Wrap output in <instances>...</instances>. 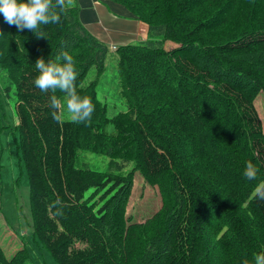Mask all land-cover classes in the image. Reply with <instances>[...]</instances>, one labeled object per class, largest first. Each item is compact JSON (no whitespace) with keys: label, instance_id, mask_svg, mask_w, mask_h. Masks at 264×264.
Returning <instances> with one entry per match:
<instances>
[{"label":"trees","instance_id":"trees-1","mask_svg":"<svg viewBox=\"0 0 264 264\" xmlns=\"http://www.w3.org/2000/svg\"><path fill=\"white\" fill-rule=\"evenodd\" d=\"M148 26L147 39L116 51L66 5L44 37L17 32L0 14L2 93L15 96V144L28 181L32 240L57 264H242L264 252V0H105ZM55 2V0H53ZM171 43L169 47L165 46ZM67 51L91 120L57 122L51 92L34 85L35 62ZM115 55L124 111L107 115L97 84ZM95 69V79L84 85ZM66 104L64 93H55ZM0 101V135L9 130ZM106 156L92 169L85 154ZM0 140V193L2 190ZM258 169L244 176L245 164ZM160 192L161 206L133 223L126 215L134 173ZM59 201V203H57ZM60 213V214H58ZM28 248L0 264H26Z\"/></svg>","mask_w":264,"mask_h":264},{"label":"rangeland","instance_id":"rangeland-1","mask_svg":"<svg viewBox=\"0 0 264 264\" xmlns=\"http://www.w3.org/2000/svg\"><path fill=\"white\" fill-rule=\"evenodd\" d=\"M169 47L171 43L164 44ZM117 71L116 57L110 55L105 63V72L97 84V97L106 105L107 115L113 116L124 111V104L117 96ZM84 85L95 79V69L91 68L85 75ZM0 68V101L2 104L1 115L9 130L0 135L2 143V190L0 193V242L7 255L16 252L19 248L26 247L29 259L26 264H57L50 254L32 240L31 216L28 201V181L26 171L19 150L16 148L15 126V96L12 92L7 98L1 91L4 80ZM62 119H71L67 112L66 104L62 103ZM255 108L264 131V94L256 97ZM86 161L92 169L104 170L109 159L101 154H85ZM160 192L157 187L147 184L139 172L134 173L133 189L126 211V215L133 223H143L151 217L161 206Z\"/></svg>","mask_w":264,"mask_h":264},{"label":"clouds","instance_id":"clouds-1","mask_svg":"<svg viewBox=\"0 0 264 264\" xmlns=\"http://www.w3.org/2000/svg\"><path fill=\"white\" fill-rule=\"evenodd\" d=\"M72 0H0V14L9 26H15L17 32L30 31L37 38L44 37L42 26L57 23L60 13L64 12ZM37 75L34 85L41 92H51L49 107L54 109L53 119L61 121L62 105L55 93H64L67 112L71 114L73 123H86L91 120L94 105L89 97H82L76 91L75 81L78 73L73 57L64 50L47 62L38 58L35 62ZM258 169L251 161H247L244 176L248 180H256ZM254 196L264 201V180L259 181L254 188ZM59 203V201L57 202ZM60 214V213H58ZM242 264H264V252L255 253L252 261L242 259Z\"/></svg>","mask_w":264,"mask_h":264},{"label":"crops","instance_id":"crops-1","mask_svg":"<svg viewBox=\"0 0 264 264\" xmlns=\"http://www.w3.org/2000/svg\"><path fill=\"white\" fill-rule=\"evenodd\" d=\"M83 27L108 48L147 39L148 26L121 5L105 0H72Z\"/></svg>","mask_w":264,"mask_h":264},{"label":"built area","instance_id":"built-area-1","mask_svg":"<svg viewBox=\"0 0 264 264\" xmlns=\"http://www.w3.org/2000/svg\"><path fill=\"white\" fill-rule=\"evenodd\" d=\"M116 49H117L116 46H111V47L109 48V51H110V52H114V51H116Z\"/></svg>","mask_w":264,"mask_h":264}]
</instances>
